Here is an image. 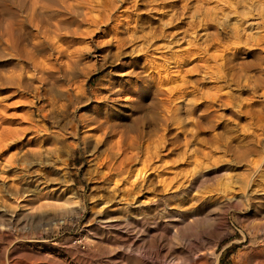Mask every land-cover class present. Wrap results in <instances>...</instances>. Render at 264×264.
Instances as JSON below:
<instances>
[{
    "label": "rangeland",
    "instance_id": "rangeland-1",
    "mask_svg": "<svg viewBox=\"0 0 264 264\" xmlns=\"http://www.w3.org/2000/svg\"><path fill=\"white\" fill-rule=\"evenodd\" d=\"M0 7V264H264V0Z\"/></svg>",
    "mask_w": 264,
    "mask_h": 264
},
{
    "label": "bare ground",
    "instance_id": "bare-ground-1",
    "mask_svg": "<svg viewBox=\"0 0 264 264\" xmlns=\"http://www.w3.org/2000/svg\"><path fill=\"white\" fill-rule=\"evenodd\" d=\"M23 2V0H21V3ZM67 8V7H66ZM4 7H0V15L4 14ZM12 10V9H11ZM69 10V9H68ZM8 11V10H7ZM10 11V10H9ZM8 11V12H9ZM41 15V14H40ZM20 16V15H19ZM15 23V21H14ZM24 19H20V20H17L16 23H15V27L13 28V32H15L17 34V42L19 44H22L23 43V40H24V35H25V32H24ZM9 28H10V25H9ZM244 29V28H243ZM12 30V29H11ZM235 31H236V28H235ZM234 32V29L233 31ZM239 32V31H238ZM236 33V32H235ZM233 34V33H232ZM238 34V33H236ZM244 34V33H243ZM234 35V34H233ZM241 35V34H240ZM238 37V36H237ZM247 38V37H245ZM249 38V36H248ZM240 39V38H239ZM244 41H246L245 39H243ZM249 41V40H248ZM259 42V41H258ZM10 43H12L10 41ZM14 49H17L18 51V55H19V58L20 57H23L24 56V52H25V45H5V47L3 48V50L5 51H13ZM5 60V59H4ZM11 62V61H10ZM1 64V63H0ZM20 66V65H19ZM230 68V67H229ZM235 75V74H234ZM25 82H27V78L26 76L24 75L23 71H22V68L21 70L18 72V73H14L13 72H7L5 73L4 71H1L0 72V90L2 89H9V88H12L11 85L12 84H17V85H22V84H25ZM220 97V96H219ZM38 102V101H37ZM37 108V107H36ZM37 110V109H36ZM65 113L64 112H61L60 113V116H64ZM16 117V116H15ZM63 118V117H62ZM64 120V119H63ZM9 123L8 120L3 117V116H0V146H7L9 143L7 142H3L5 139L9 138L10 136H12L13 134L16 133V131L10 129L9 127H7L6 125L4 126L3 123L5 122ZM66 123V121H65ZM82 123H84V125H86V122L82 121ZM10 126V124H8ZM102 136H100L101 138ZM2 140V141H1ZM38 140V139H37ZM17 143V141H16ZM10 145V144H9ZM37 154H39L38 152H36Z\"/></svg>",
    "mask_w": 264,
    "mask_h": 264
}]
</instances>
